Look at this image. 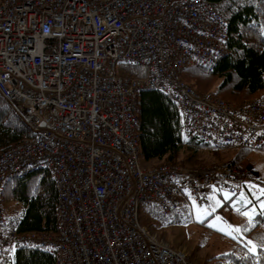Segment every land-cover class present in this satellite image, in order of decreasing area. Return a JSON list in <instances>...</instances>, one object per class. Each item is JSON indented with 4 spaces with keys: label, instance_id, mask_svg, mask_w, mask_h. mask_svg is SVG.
<instances>
[{
    "label": "built area",
    "instance_id": "1",
    "mask_svg": "<svg viewBox=\"0 0 264 264\" xmlns=\"http://www.w3.org/2000/svg\"><path fill=\"white\" fill-rule=\"evenodd\" d=\"M227 35L208 0H0V96L34 132L0 152V264L18 247L41 248L55 264H194L140 224V206L162 215L208 206L212 186L236 194L251 175L229 164L145 169L136 97L164 93L188 139L264 152V93L233 105L180 78L214 67ZM119 63L143 76L119 75ZM36 170L57 188L56 233H18L2 205L6 183Z\"/></svg>",
    "mask_w": 264,
    "mask_h": 264
},
{
    "label": "trees",
    "instance_id": "2",
    "mask_svg": "<svg viewBox=\"0 0 264 264\" xmlns=\"http://www.w3.org/2000/svg\"><path fill=\"white\" fill-rule=\"evenodd\" d=\"M228 23L226 54L212 68L191 67L180 75L181 80L200 92H210L231 103L259 98L264 93V0H208ZM118 74L127 77L143 76L141 68L119 63ZM139 125L137 128L140 158L166 161L177 165L184 163L181 155L202 148L213 149L183 135L181 116L177 106L162 92L142 90L137 94ZM34 132L0 96V152L27 138ZM250 150L238 149L230 163L240 167V162ZM246 189V185L242 186ZM254 202H256L253 199ZM2 202L8 207L18 205L19 219L7 213L8 220L20 234L56 233L59 203L55 182L47 170H36L14 176L4 188ZM149 214L141 219L150 225L151 217L160 222L164 216L157 206H145ZM256 224L264 232V218ZM263 219V220H262ZM174 222L179 223L176 216ZM168 224V223H167ZM249 233H252L249 232ZM246 235H248L246 233ZM241 248V249H240ZM232 247L218 257L221 264H264V248L257 244L255 252L244 254L245 247ZM10 264H55L54 257L38 247H18Z\"/></svg>",
    "mask_w": 264,
    "mask_h": 264
},
{
    "label": "rangeland",
    "instance_id": "3",
    "mask_svg": "<svg viewBox=\"0 0 264 264\" xmlns=\"http://www.w3.org/2000/svg\"><path fill=\"white\" fill-rule=\"evenodd\" d=\"M260 25L263 29L264 23L261 22ZM253 99L255 98L245 101ZM242 102L229 103L234 105ZM237 152V148H227L217 151L202 148L195 153L187 152L182 154L180 160L183 158L185 161L182 163L183 165H177L182 167L184 170L190 171L197 169L209 170L212 167L229 164L232 168L248 171L251 175L252 182L246 184V189L242 190L239 188L238 192L235 194L234 200L240 201V193L243 192L251 201V204H243L241 202L238 203L236 207H233V198L230 197L227 199L228 201L224 200L219 204V206H215L214 210H211L201 221H197L196 219V207H194L193 204L185 205L178 211L165 215L163 224L157 217H151L149 220V226L141 223L142 217L149 214L145 206L142 205L140 206L138 213L140 224L147 227L148 231L153 234L157 240L167 244L172 249L182 250L186 254L189 261L194 264H221L222 261L219 260L218 257L223 253L228 252L232 247L240 248L243 246L245 247L244 254H248V252H251V246L247 243L249 240L256 245L259 244L260 246H263L264 248L263 229L261 227L259 230L254 229L255 224L261 219L257 218V215H260L257 197L260 200H264V195H260L257 190L258 188H264V153L251 151L242 159L240 167H235L230 163V161H232ZM140 164L145 169H151L162 164L170 163L166 161H150L146 163L140 158ZM250 185L256 187L250 188ZM254 191L256 195H253ZM253 199L256 202H254ZM212 204L214 205V202ZM2 205L6 214L11 212V217L14 219L20 218L21 209L18 205L8 207L3 202ZM207 207L209 206L199 208ZM253 207L256 209V214L250 223L248 217L243 215V212L249 211ZM237 208L240 210L237 211ZM176 216L179 217V223L174 222ZM216 217H221L222 222H217L215 219ZM262 218H264V216H262ZM210 223H217V227H210ZM225 223L228 225L240 226L241 228H245L247 230L240 233H234V235L230 236L226 234V231L218 230L219 228L224 227ZM251 231L252 233H249ZM246 233L248 235H246Z\"/></svg>",
    "mask_w": 264,
    "mask_h": 264
},
{
    "label": "snow or ice",
    "instance_id": "4",
    "mask_svg": "<svg viewBox=\"0 0 264 264\" xmlns=\"http://www.w3.org/2000/svg\"><path fill=\"white\" fill-rule=\"evenodd\" d=\"M212 187H213V194H210L209 198L214 201V205L213 206H209L207 208H199V207H197L195 205V201L193 202L194 207H196V219H197V221H201L203 219V217L208 215L211 210H214L215 206H219L220 200L216 199L215 195H214L216 191L222 192L223 198L225 200H227L230 197H232L233 198V207H236V205L238 203H241V202L243 204H251V201L248 199V197L243 192L240 193V201H235L234 200V197H235L234 193H231V192L223 190V189H219L218 190L215 185L212 186ZM249 187L250 188H255L256 186L250 185ZM257 190H258L260 195H264V188H258ZM253 195H256L255 191L253 192ZM257 203L259 204V209H260L259 214L264 216V200H260L257 197ZM239 210L240 209L237 208V211H239ZM255 214H256L255 207H253L249 211H244L243 212V215L248 217L250 223L252 222L253 217H254ZM215 219H216L217 222H222V218L221 217H216ZM209 226L216 228L217 227V223H210ZM218 230L226 231V234L231 236V235H234V233H240L242 231H246L247 229L241 228L240 226L228 225V224L225 223V226L219 228ZM247 243L251 246L250 247V251L255 252L256 248H257V245L255 243H253L252 241H250V240Z\"/></svg>",
    "mask_w": 264,
    "mask_h": 264
},
{
    "label": "bare ground",
    "instance_id": "5",
    "mask_svg": "<svg viewBox=\"0 0 264 264\" xmlns=\"http://www.w3.org/2000/svg\"><path fill=\"white\" fill-rule=\"evenodd\" d=\"M17 230V229H16Z\"/></svg>",
    "mask_w": 264,
    "mask_h": 264
}]
</instances>
